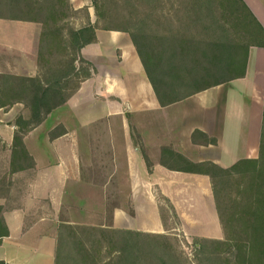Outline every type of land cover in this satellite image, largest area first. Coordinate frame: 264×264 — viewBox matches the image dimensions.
Listing matches in <instances>:
<instances>
[{
  "label": "crops",
  "instance_id": "obj_1",
  "mask_svg": "<svg viewBox=\"0 0 264 264\" xmlns=\"http://www.w3.org/2000/svg\"><path fill=\"white\" fill-rule=\"evenodd\" d=\"M70 1L74 9L86 6L90 21H95L91 0ZM243 1L264 28V0ZM39 33L36 22L0 18V73H37ZM95 34L96 42L80 51L91 64L90 76L24 137L35 162V174L27 182L22 207L3 214L9 231L0 242L4 264H54L56 229L61 222L118 230L112 236L69 241L91 244L84 247L86 252L100 254L103 262L135 264L144 252L162 253L166 244V250L186 255L184 246L190 237L222 239L207 229L219 224L210 179L205 174L168 168L161 159L208 161L228 167L238 159L258 156L263 46L249 48L243 77L160 106L128 33L96 29ZM24 111L20 103L0 109V140L7 152L6 159L0 158L1 175L8 170L16 129L13 122H4ZM54 113L45 137L51 159H37L30 148L32 134ZM56 127L58 134L50 139L47 133ZM82 135L87 148H92L90 142L99 148L108 143L115 159L124 161L126 171L105 174L104 182L97 181L102 174L98 177L84 172ZM223 159L232 160L226 166ZM110 179L116 182L108 186ZM162 197L174 208L178 223L173 227L182 234L170 233L164 225ZM4 202L0 197V204ZM140 232L152 235L135 234Z\"/></svg>",
  "mask_w": 264,
  "mask_h": 264
},
{
  "label": "trees",
  "instance_id": "obj_2",
  "mask_svg": "<svg viewBox=\"0 0 264 264\" xmlns=\"http://www.w3.org/2000/svg\"><path fill=\"white\" fill-rule=\"evenodd\" d=\"M91 6L93 23L87 7L74 9L70 0H0V18L40 25L37 73H0V109L20 103L26 110L13 121L9 166L0 174V197L5 200L0 204V242L9 233L4 212L22 207L27 182L35 174L24 137L90 76L91 64L80 51L96 42V29L128 33L160 106L243 77L249 48L264 47V28L243 0H91ZM78 19L82 23L76 26ZM54 137L50 133V139ZM161 163L209 177L222 239L195 238L198 247L193 245L192 259L166 250V244L162 253L144 252L135 264H264V99L256 158L238 159L228 167L188 159ZM162 198L178 223L174 208ZM161 217L168 227L163 213ZM116 234L118 230L61 222L54 264H113L114 260L103 262L100 254L86 252L84 247L91 244L69 241Z\"/></svg>",
  "mask_w": 264,
  "mask_h": 264
},
{
  "label": "rangeland",
  "instance_id": "obj_3",
  "mask_svg": "<svg viewBox=\"0 0 264 264\" xmlns=\"http://www.w3.org/2000/svg\"><path fill=\"white\" fill-rule=\"evenodd\" d=\"M82 13H79V17H82ZM82 23L81 20H77V26H79ZM81 66H85L84 64H81ZM85 70V69H84ZM80 78L83 77L84 75V71L80 70V74H79ZM8 110V109H3V111ZM52 113V112H51ZM11 114V113H10ZM23 114H26V111H24ZM55 113L51 116L48 117V119L46 120L45 124L42 127L37 128V130L35 132H33L32 134V143H30V148L33 149L34 154L37 157V159H51L49 157V153L47 152V149L45 147V140H46V129L49 127V125L52 123V120H54L55 117ZM12 117V116H11ZM15 118V117H14ZM14 118H10V120L4 122L5 124L9 125L11 122L14 121ZM50 133L52 134H58V127L54 128L53 130L50 131ZM50 133H47V136L50 135ZM84 134V132H83ZM88 145H91L92 148H90L89 151L87 146H86V140H85V136L82 135V137H80V154L82 156L83 159V169L84 172L86 173H92V174H97L98 177L102 174V176L100 178H98V182H101L103 180V176L105 174H111V173H124L126 171V167L124 164V161L122 159H115V156L112 152V149L110 147V149L108 148V143H106V145H102V148L99 147H94V145H96V143L94 142H90L88 143ZM6 151H0V158L2 159H6V156L4 157V154H6ZM88 154V155H87ZM94 156L96 157L94 159ZM49 157V158H48ZM225 160V165L228 166L230 160L232 159H223ZM97 182V183H98ZM104 182V180H103ZM107 182V180H106ZM115 180L110 179L108 180V186L114 185L115 184ZM162 200V199H160ZM162 213L164 214L165 218H166V222H167V226H168V230H172L169 231L170 233L175 232L176 234H182L180 233V231L176 230L173 225H177L176 221L171 217L170 214V210L168 208L167 203L162 200ZM214 209V208H213ZM175 225V226H176ZM209 230V234L211 235H219L222 236V230L219 227L218 222H216L214 225H209L208 228ZM190 237V236H189ZM190 243H188V245L184 246V248L186 249L185 252L186 255L188 256V258L192 259L193 256V252H194V247H193V243L195 241V239H191V237L189 238Z\"/></svg>",
  "mask_w": 264,
  "mask_h": 264
}]
</instances>
